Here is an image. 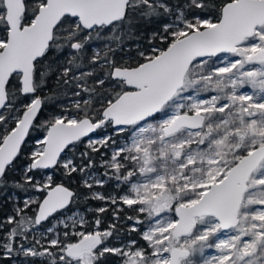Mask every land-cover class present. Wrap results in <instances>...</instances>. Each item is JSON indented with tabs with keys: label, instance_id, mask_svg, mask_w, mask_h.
<instances>
[{
	"label": "snow or ice",
	"instance_id": "snow-or-ice-1",
	"mask_svg": "<svg viewBox=\"0 0 264 264\" xmlns=\"http://www.w3.org/2000/svg\"><path fill=\"white\" fill-rule=\"evenodd\" d=\"M0 200V264H264V0H0Z\"/></svg>",
	"mask_w": 264,
	"mask_h": 264
},
{
	"label": "trees",
	"instance_id": "trees-1",
	"mask_svg": "<svg viewBox=\"0 0 264 264\" xmlns=\"http://www.w3.org/2000/svg\"><path fill=\"white\" fill-rule=\"evenodd\" d=\"M147 39V34L145 33V35L142 37L141 39V43H144ZM48 108H45L44 112L41 114V119H43L45 116L48 115ZM109 132H111V129H109ZM31 135L33 137L37 136V135H42L41 132H37V131H33L31 133ZM117 139L119 140V137H117ZM33 147H35V144H34V141L32 139H29L28 142H27V145H26V149L27 150H30L32 149ZM104 158H107V157H104ZM95 159L97 161V165H99V160L102 159V157L100 155H96L95 156ZM24 163V160L21 159L20 161H18V164H23ZM94 170H101L100 167H96ZM18 175V174H17ZM113 181H108L105 183V185L103 186L102 188V191H103V194L105 195H109V194H112V185ZM73 188H77L79 189V191L81 192H84V188L80 187V177L77 176L76 178V182L73 183L72 185ZM88 202H90L91 205H96V200H88ZM84 207H85V201H81L78 205H77V208L79 209L80 212L83 213L84 211ZM12 205L11 203H8V202H5L3 200H0V221L4 220V218L7 216V215H10L12 214ZM128 214H131V215H135V213H128ZM99 215V217L101 218L102 220V223L100 225V228H107L109 226V224H112V223H117L118 224V227H120L122 230L126 227V229H128V226H129V221H126V225H123V219L119 222L117 221H114L113 218H112V213H111V207H110V210L109 212L107 213H96L94 211H88L87 212V219L91 222L92 220H94L96 218V216ZM125 226V227H124ZM137 233L134 232V235H132L137 241H139L140 244H143L141 241H140V238L138 237V235H136ZM122 236H123V233H122ZM115 243V241H114Z\"/></svg>",
	"mask_w": 264,
	"mask_h": 264
},
{
	"label": "flooded vegetation",
	"instance_id": "flooded-vegetation-1",
	"mask_svg": "<svg viewBox=\"0 0 264 264\" xmlns=\"http://www.w3.org/2000/svg\"><path fill=\"white\" fill-rule=\"evenodd\" d=\"M92 171H95V172L97 173V172H99L100 170L97 171V170H94V169H93ZM111 187H112V193H114V192L117 191V189L115 188V181H113ZM102 188H103V187H96V188L94 189V191H97V192H101V193H103ZM86 191H87V189H84V192H86ZM90 200H91V199H90ZM102 206H105L104 203H103L102 201L96 200V205H91L90 202H88V200H87V201H85V207H84L83 215L87 218V212H88V211H94V212H95V209H96V208H98V207H102ZM89 209H90V210H89ZM130 223H131V222H130ZM130 223H129V224H130ZM126 224H127V223H126V221L124 220V221H123V225H126ZM124 227H125V226H124ZM103 229H104V228H103ZM103 229L101 228V230H103ZM125 232H128L127 229H126V227L122 230L123 235L125 234ZM131 234L134 235V232H132ZM132 235H130V237H133Z\"/></svg>",
	"mask_w": 264,
	"mask_h": 264
},
{
	"label": "rangeland",
	"instance_id": "rangeland-1",
	"mask_svg": "<svg viewBox=\"0 0 264 264\" xmlns=\"http://www.w3.org/2000/svg\"><path fill=\"white\" fill-rule=\"evenodd\" d=\"M103 133H98V135H102ZM101 160H99V162H100ZM94 172V174H96L97 175V177L98 178H100V174L103 172V169H101L99 172H95V171H93ZM81 214L83 215V213L81 212ZM130 235H132L131 233L129 234L128 232H125V234L122 236V238H123V240L124 241H128V240H132V239H134V240H136L134 237H130ZM136 235H138V237L140 238V236H139V234L137 233ZM140 241L142 242V243H144V241L143 240H141L140 239ZM213 254H215V250H207V252H206V255H213Z\"/></svg>",
	"mask_w": 264,
	"mask_h": 264
}]
</instances>
